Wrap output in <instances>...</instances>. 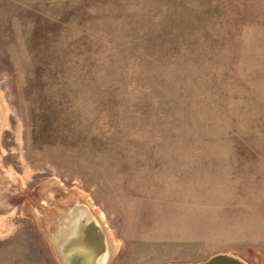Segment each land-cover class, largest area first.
<instances>
[{
	"label": "rangeland",
	"instance_id": "rangeland-1",
	"mask_svg": "<svg viewBox=\"0 0 264 264\" xmlns=\"http://www.w3.org/2000/svg\"><path fill=\"white\" fill-rule=\"evenodd\" d=\"M78 203L108 264H264V0H0V264Z\"/></svg>",
	"mask_w": 264,
	"mask_h": 264
},
{
	"label": "water",
	"instance_id": "water-1",
	"mask_svg": "<svg viewBox=\"0 0 264 264\" xmlns=\"http://www.w3.org/2000/svg\"><path fill=\"white\" fill-rule=\"evenodd\" d=\"M55 227L53 245L60 264H108L109 240L90 210L78 203L63 211ZM192 264V263H176ZM193 264H248L242 259L218 253Z\"/></svg>",
	"mask_w": 264,
	"mask_h": 264
}]
</instances>
